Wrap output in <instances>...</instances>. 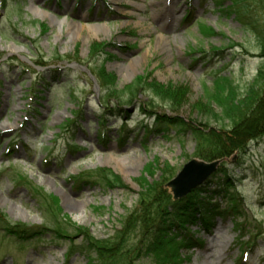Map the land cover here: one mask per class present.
Instances as JSON below:
<instances>
[{"label": "rangeland", "instance_id": "obj_1", "mask_svg": "<svg viewBox=\"0 0 264 264\" xmlns=\"http://www.w3.org/2000/svg\"><path fill=\"white\" fill-rule=\"evenodd\" d=\"M230 4L0 0V215L26 225L20 233L0 229V264H88L85 254H70L86 236L75 229L98 239L113 236L150 191V210L136 228L143 250L139 239L150 238L199 189L176 198L167 185L186 162L201 160L194 138L174 128L149 131L157 114L203 121L195 105L213 91L218 73L231 77L239 93L249 85L263 92L264 54ZM259 18L264 22V10ZM100 69L116 74L119 95H108ZM139 76L183 85L189 102L173 110L146 88L134 97L123 93ZM223 165L228 191L219 183L221 168L203 186L223 187L213 202L224 210L232 206L229 192L235 194L239 211L218 217L208 231L197 220L170 234L164 261L175 255L178 264H264V134ZM100 169L121 182L108 185ZM73 178L86 183L78 187ZM46 205L68 216V238L52 232ZM44 227L52 231L32 234ZM143 253L136 262L152 264Z\"/></svg>", "mask_w": 264, "mask_h": 264}, {"label": "trees", "instance_id": "obj_2", "mask_svg": "<svg viewBox=\"0 0 264 264\" xmlns=\"http://www.w3.org/2000/svg\"><path fill=\"white\" fill-rule=\"evenodd\" d=\"M230 12L235 14V17L242 25L253 32L257 36L260 48L264 54V22L259 18V13L264 10V0H231ZM107 44L106 42L102 45ZM98 45V44H96ZM215 53L221 52V49H213ZM109 54V52H105ZM111 56V55H110ZM264 71L260 70L259 75L264 77ZM99 77L104 80V86L107 88L108 95L117 96L118 82L114 72H106L105 69H100ZM213 81V91L208 90L204 99H200L195 105L197 110H200L203 121L188 122L183 118H168L167 116H158L154 127L149 131L157 133H168L174 128L177 133H186L194 138L197 148V156L203 161H215L223 159L235 154L237 150L245 148L251 139L264 134V87L263 92H259L255 85H249L244 93H239V87L233 84V80L229 76L215 75ZM262 85V84H261ZM148 89L152 91L156 98L166 102L173 110H180L189 101L190 89L183 85L174 83L164 84L151 80L146 76H139L137 80L129 84L123 93L136 96L139 90ZM122 93V94H123ZM204 100V101H203ZM206 100V101H205ZM217 105L218 109L213 106ZM217 120V125L211 127V120ZM227 121V124H226ZM220 172L224 173V177L220 178V184L224 187V192L228 191V187L232 185L229 174L224 169V165L220 167ZM99 172L106 183L121 182V178L117 175L100 169ZM78 187H81L84 182L83 178H73ZM90 182H93L90 180ZM219 184V185H220ZM77 187V188H78ZM222 187V189H223ZM221 189V190H222ZM219 190H209L204 186L199 187L196 191L189 195V199L181 204V207L173 215H168L165 220L159 223L154 234L147 239H139L140 245L145 244L144 251L138 245L136 238H139V224L142 222L141 217L149 212V206L152 203L151 192L143 193L140 197V210L133 212L122 229L108 238L98 239L92 233H87L84 228L77 227L75 230L84 233L86 236L77 245L71 246V253L79 252L88 257V264H138L137 258L143 253L151 259L152 264H178L176 256H167L166 247L173 239H170V234L175 231L186 230L189 223H194L197 220L201 221V225L208 231L213 228V225L218 217H228L230 214H235L239 211L236 205V195L230 194L229 201L231 205L229 209H221V206L213 202V194L222 193ZM203 192V195L202 193ZM207 192H210L209 195ZM226 196V195H223ZM44 211L48 215L49 222L54 224L55 229L39 228L38 232L32 234H45V231H52L55 234L61 233L66 236L68 227L65 225L66 218L62 217V210L57 213L49 208L48 205L43 206ZM148 224V223H147ZM21 228H26V225L21 223H12L7 215H0V229L7 230L10 233L19 232ZM240 232V237L243 236L241 228H236ZM187 231V230H186ZM138 235V236H137ZM59 234V237H63ZM58 237V238H59ZM67 237V236H66ZM68 238V237H67ZM165 262V263H164Z\"/></svg>", "mask_w": 264, "mask_h": 264}, {"label": "water", "instance_id": "obj_3", "mask_svg": "<svg viewBox=\"0 0 264 264\" xmlns=\"http://www.w3.org/2000/svg\"><path fill=\"white\" fill-rule=\"evenodd\" d=\"M222 159L207 162L199 159L190 160L185 163L183 169L179 171L167 185L171 187L174 197L185 196L188 192L202 185L216 172Z\"/></svg>", "mask_w": 264, "mask_h": 264}, {"label": "bare ground", "instance_id": "obj_4", "mask_svg": "<svg viewBox=\"0 0 264 264\" xmlns=\"http://www.w3.org/2000/svg\"><path fill=\"white\" fill-rule=\"evenodd\" d=\"M165 12H169V11L167 9H165ZM171 16L174 17L175 15L172 14V12H171ZM110 157H111L112 160H115L116 166L121 167V166L124 165V163H122V160L121 159H118L117 157H114V156H110Z\"/></svg>", "mask_w": 264, "mask_h": 264}]
</instances>
